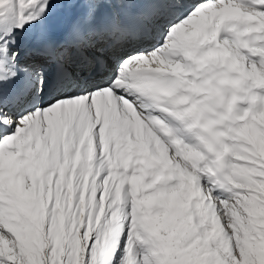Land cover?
<instances>
[{"label": "snow or ice", "instance_id": "6c2138e0", "mask_svg": "<svg viewBox=\"0 0 264 264\" xmlns=\"http://www.w3.org/2000/svg\"><path fill=\"white\" fill-rule=\"evenodd\" d=\"M0 264H264V0H0Z\"/></svg>", "mask_w": 264, "mask_h": 264}]
</instances>
